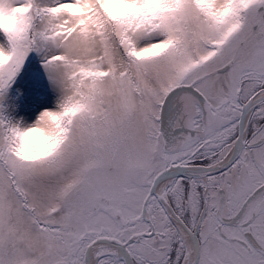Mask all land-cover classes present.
<instances>
[{
    "label": "snow or ice",
    "instance_id": "obj_1",
    "mask_svg": "<svg viewBox=\"0 0 264 264\" xmlns=\"http://www.w3.org/2000/svg\"><path fill=\"white\" fill-rule=\"evenodd\" d=\"M0 264H264V0H0Z\"/></svg>",
    "mask_w": 264,
    "mask_h": 264
},
{
    "label": "rangeland",
    "instance_id": "obj_2",
    "mask_svg": "<svg viewBox=\"0 0 264 264\" xmlns=\"http://www.w3.org/2000/svg\"><path fill=\"white\" fill-rule=\"evenodd\" d=\"M34 135H35L37 138H39V133H35Z\"/></svg>",
    "mask_w": 264,
    "mask_h": 264
}]
</instances>
